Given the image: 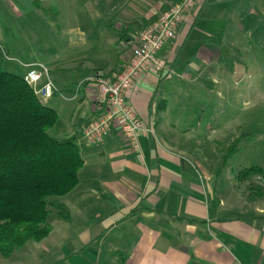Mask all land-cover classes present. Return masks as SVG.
I'll list each match as a JSON object with an SVG mask.
<instances>
[{
	"label": "crops",
	"instance_id": "0c3cea01",
	"mask_svg": "<svg viewBox=\"0 0 264 264\" xmlns=\"http://www.w3.org/2000/svg\"><path fill=\"white\" fill-rule=\"evenodd\" d=\"M41 1L0 0L18 18L23 17L24 9L38 10L34 5ZM177 1L97 0L98 15L93 18L90 5L89 17L92 23L105 19L102 27L95 26L103 40L101 46L89 44L81 27L70 46L69 60L53 55L33 63L47 68L61 99L67 97L71 100H63L84 109L72 128L57 138L76 135L83 165L76 187L63 198L68 221L59 217L49 221L57 230L48 237L50 248L37 250V255H48L45 262L52 259L51 264H61L65 256L60 239L76 233V244L68 256L76 258L86 252L92 255V264H264V206L246 203L236 195L235 201L227 203L213 172L208 175L197 160L173 149L175 144L167 135L169 101L183 97L184 91L187 96L191 84L201 87L205 82L214 88L219 80L204 76L219 53L207 39L221 31L202 40L201 52L195 57L206 59L198 72L173 73L178 63L176 51L188 41L206 0H194L174 38L161 47L158 55L166 61V70L146 73L128 93L127 100L144 128L138 134L140 152L129 150L116 132L96 145L82 140L83 128L97 113L94 76L117 74L138 34ZM54 248L56 254L51 253Z\"/></svg>",
	"mask_w": 264,
	"mask_h": 264
},
{
	"label": "rangeland",
	"instance_id": "374dc122",
	"mask_svg": "<svg viewBox=\"0 0 264 264\" xmlns=\"http://www.w3.org/2000/svg\"><path fill=\"white\" fill-rule=\"evenodd\" d=\"M96 2L42 0L34 5L39 6L38 10L32 7L28 13L24 9L22 18L8 12L0 2V46L7 50L2 70L24 77L33 63L47 61L53 55L69 60L70 46L76 42L77 29L81 27L89 44L101 46L103 40L95 26L102 27L105 19L95 18L92 23L98 15ZM90 8L93 18L89 17ZM215 31L222 32L223 50L219 49L217 61L207 67L210 72L204 78L214 76L219 80L214 88L209 84L213 89L205 82L201 87L191 84L187 96L184 91L183 97L169 101L167 135L175 144L173 149L197 160L208 175L213 172L214 182L223 190L227 203L239 198L264 206V177L256 175L237 181L243 170L258 167L264 171V0H206L188 41L176 51L178 63L173 73L198 72L206 58L196 59L195 54L201 52L202 40ZM73 56H78V52ZM94 77L112 78L102 74ZM175 92L174 88L172 93ZM38 98L44 106L57 110L58 120L48 132L56 139L62 131L72 128L84 110L70 105L60 95ZM178 145L188 148L180 150ZM54 218L57 216L51 214L49 221L52 223ZM53 230L57 231L56 226L51 227V233ZM60 240L65 256L61 264H92V255L86 252L76 258L68 256L76 244V233ZM42 246L50 248L48 239L28 242L0 264H43L48 255H37ZM51 253L56 254V248ZM52 254L49 255L53 257ZM52 262L50 259L45 264Z\"/></svg>",
	"mask_w": 264,
	"mask_h": 264
},
{
	"label": "trees",
	"instance_id": "16d2710c",
	"mask_svg": "<svg viewBox=\"0 0 264 264\" xmlns=\"http://www.w3.org/2000/svg\"><path fill=\"white\" fill-rule=\"evenodd\" d=\"M207 42L223 50L222 33ZM6 51L0 46V261L28 242L48 239L51 214L68 221L63 198L76 187L83 165L76 135L48 134L57 111L44 106L22 76L2 70ZM256 175L264 177V171L243 170L237 181Z\"/></svg>",
	"mask_w": 264,
	"mask_h": 264
},
{
	"label": "built area",
	"instance_id": "2783aa9c",
	"mask_svg": "<svg viewBox=\"0 0 264 264\" xmlns=\"http://www.w3.org/2000/svg\"><path fill=\"white\" fill-rule=\"evenodd\" d=\"M192 5L193 0H181L160 14L156 21L138 34L126 63L117 74L109 79L95 78L97 113L82 130L84 143L99 144L105 137L116 132L129 150L140 152L138 134L144 128L127 100L128 93L146 73L159 74L166 70V61L159 57V51L174 38L179 24ZM23 78L38 97L48 99L56 92L47 68L41 64L30 66Z\"/></svg>",
	"mask_w": 264,
	"mask_h": 264
}]
</instances>
